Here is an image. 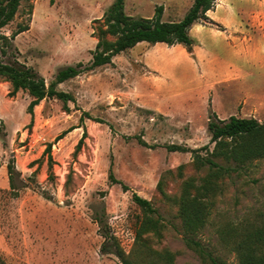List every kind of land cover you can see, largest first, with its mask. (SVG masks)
<instances>
[{
  "label": "rangeland",
  "instance_id": "rangeland-1",
  "mask_svg": "<svg viewBox=\"0 0 264 264\" xmlns=\"http://www.w3.org/2000/svg\"><path fill=\"white\" fill-rule=\"evenodd\" d=\"M112 1H22L13 20L0 32L9 36L18 22L29 29L10 40L7 54L0 52L1 59L24 61L46 83L65 65L88 64L96 43L93 20L100 18ZM192 1L124 0V10L132 16L152 17L155 7L162 5L161 20L178 21ZM251 21L255 24L246 23L242 30L232 31L230 40L235 36L250 43L257 26L264 30L261 3L260 13ZM256 43L253 40L250 48L258 47ZM162 45L138 42L113 56L112 64L58 84V89L74 96V102L68 101L69 110L63 111L61 101L55 98L42 100L33 108L36 113L31 126L27 93L22 90L13 98L6 91L2 94L0 85V167L12 163L20 168L13 175L14 188L6 170L5 183L0 184V264H122L113 253L100 250L105 240L99 230L100 219L133 264H212L187 246L178 206L166 197L178 196L185 180H198L206 170L193 164L190 151L168 146L208 144L211 149L209 116L253 117L255 105L264 101V66L231 57L243 78L208 92L196 89L194 68L185 64L177 51L166 54L167 60L174 62L166 65ZM144 49H160L157 61L168 70L145 73L140 61ZM244 99L249 103L243 104ZM84 129L86 136L75 152ZM47 143L52 144V177H48L44 152ZM111 160L115 177L127 188L110 183ZM179 165H183L180 170ZM69 171L71 181L65 193ZM219 184L206 224L194 238L217 263L237 264L233 248L243 234L264 230V158L230 172ZM133 192L150 200L156 209L154 216L161 222L158 233L137 237L143 212L132 200ZM164 250L172 255L171 260Z\"/></svg>",
  "mask_w": 264,
  "mask_h": 264
},
{
  "label": "trees",
  "instance_id": "trees-1",
  "mask_svg": "<svg viewBox=\"0 0 264 264\" xmlns=\"http://www.w3.org/2000/svg\"><path fill=\"white\" fill-rule=\"evenodd\" d=\"M24 0H0V31L7 26L15 17L21 2ZM216 0H193L182 19L178 21H162L163 6L157 5L152 17L132 16L124 10V0H113L100 18L93 20V36L96 38L92 58L88 64L82 62L69 64L59 68L53 79L46 83L45 78L41 76L33 67L27 65L24 61L14 57L11 60L3 61L0 57V82L8 81L10 88L8 96L13 97L18 90L27 92L30 100L26 110L30 115L29 126L34 119L33 108L41 100L55 98L62 103L63 111L69 110L68 101L74 102V96L64 90L58 89V84L80 75L84 72L93 71L97 67L112 64V58L128 48L133 47L138 42H164L167 45L182 44L188 52L192 51L194 40L189 35V29L194 22L203 21L221 27L218 23L211 20L206 12L213 9ZM29 29L27 24L18 22L15 28L7 36L0 32V40H4L5 45L0 46L2 55L7 54V47L12 44V39L21 32ZM87 118H91L87 112H84ZM80 122L83 117L80 116ZM95 121L102 122L99 119ZM78 126H71L56 136V140L62 138L68 131ZM207 130L210 134V143L213 147L210 149L208 144L196 148H183L178 145H169L170 150H186L192 153V162L199 168H205L206 173L198 180L187 179L182 183L181 192L178 196H166L178 206V216L180 217L182 227L186 233L185 242L187 246L194 249L201 257H208L212 264H219L210 255V253L194 238V236L204 227L210 213L212 197L219 188V179L228 175L232 171H237L253 160L264 158V120L259 121L254 117H238L230 115L228 118L219 119L216 116H209ZM1 133H3L1 131ZM86 136L84 129L76 145L75 152L82 145ZM51 143H47L44 152L48 155L47 166L49 170L48 177H52L51 166ZM205 150L204 154L200 151ZM220 159L221 161H219ZM7 174L9 185L14 188V174L19 173L14 164L7 163ZM179 165L178 169H182ZM108 178L110 183H121L112 170V160L109 164ZM71 181V171L66 175L64 182L65 193H68ZM198 181L199 183H196ZM162 181L158 182V188ZM132 200L140 207L143 212L141 221L137 230V237L143 233H158L161 227L159 216H154L157 212L151 201L135 192L132 194ZM99 220V230L105 240L100 246L102 253H113L118 257L122 264H133L128 254L120 248L116 239L109 234L106 225ZM248 225V223L246 224ZM264 230L255 229L247 231L243 239L239 241L233 250L238 257L237 264H264ZM110 245H107L108 241ZM171 260L172 255L164 250Z\"/></svg>",
  "mask_w": 264,
  "mask_h": 264
},
{
  "label": "crops",
  "instance_id": "crops-1",
  "mask_svg": "<svg viewBox=\"0 0 264 264\" xmlns=\"http://www.w3.org/2000/svg\"><path fill=\"white\" fill-rule=\"evenodd\" d=\"M260 3L264 6V0H216L214 8L208 10L206 14L221 27L202 21L194 22L189 29V35L194 40L191 52H188L182 44L167 45L164 42H156L155 44H163L161 46L162 54L166 55L169 52L177 51L185 64L189 63L193 66L198 84L196 89H207L209 92L211 88L217 85H228L239 81L243 78L240 69L230 62V58H238L241 63H250L253 60L264 66V30L257 26L252 31L253 39L251 42L256 40L258 47L254 45L250 48L251 42L244 43L240 39L236 40L235 36H233V40H230L229 36L232 37V31L242 30L246 23L255 24L251 20L254 19V15L260 13ZM157 50L160 51V49ZM158 51L146 49L140 56L145 73L155 74L168 70L165 69L164 65L158 63ZM165 57L166 60L164 61L168 63H165L166 65L174 63L167 60V55ZM0 85L4 89L2 94L5 91L8 92L10 88L8 81H1ZM20 91L22 90H18L16 94L19 95ZM248 95L253 98L251 94L248 93ZM25 99H30L28 94ZM13 101L11 99V102ZM246 102L249 103L248 100L244 99L242 103L245 104ZM255 107L256 113L253 117L259 121L264 120V101H259ZM33 111L35 114V110ZM219 115L220 118H226L222 117L223 115L227 116V114ZM17 169L20 171V168ZM5 170L7 172V167L4 164L1 165L0 184L5 183Z\"/></svg>",
  "mask_w": 264,
  "mask_h": 264
}]
</instances>
